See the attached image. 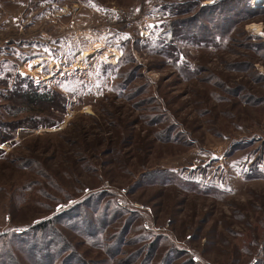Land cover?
Masks as SVG:
<instances>
[{"label":"rangeland","instance_id":"1","mask_svg":"<svg viewBox=\"0 0 264 264\" xmlns=\"http://www.w3.org/2000/svg\"><path fill=\"white\" fill-rule=\"evenodd\" d=\"M221 1L0 0V264H264V0Z\"/></svg>","mask_w":264,"mask_h":264},{"label":"trees","instance_id":"2","mask_svg":"<svg viewBox=\"0 0 264 264\" xmlns=\"http://www.w3.org/2000/svg\"><path fill=\"white\" fill-rule=\"evenodd\" d=\"M228 1L229 0H223V1L218 2V3H214L210 6H208V9L206 11V12H208V10L213 9L211 14H213L214 12L215 13L219 12L220 16L222 15L223 17H225V22H222V26L219 24H216V26H215V29L219 32H221V31L225 32L226 29H228V31H229V29L231 27H233V25H231V23L239 22V20H241L243 18V15H246V18H247V17H250V14L258 13V10L254 9L253 7L249 6V4H247L248 3L247 0H244L243 2L238 0L239 2H236V3H241L242 5L240 7L238 6V4H236V6H234L235 4L233 5L231 3H227ZM224 4H225V6H223ZM203 12H204V10L202 11V13ZM235 16H238V17L235 18ZM227 19H228V21H227ZM233 19H235V21H231ZM19 80L27 81L26 78L19 79ZM53 93H54L53 91L41 92L39 90H33L30 92L24 91L23 102L26 105H30L31 103L42 104L43 101H47V102L51 101L53 103V108H57L58 105H60V103H61V101H60L61 98H58V97L48 98V96L52 95ZM0 123H1L0 126H2L3 124L1 122V120H0ZM21 125H22V122H21ZM21 125H20V127H21ZM0 135H1L0 141H2V142L9 140L11 138V134L6 133V132H4V134L0 133ZM128 226H129V223H126L125 231L128 228ZM152 245L155 246V244H152ZM149 252H150V254L148 255V259H150V256L153 255V250L152 251L149 250ZM144 262H145V260H144ZM193 264H194V262H193Z\"/></svg>","mask_w":264,"mask_h":264},{"label":"bare ground","instance_id":"3","mask_svg":"<svg viewBox=\"0 0 264 264\" xmlns=\"http://www.w3.org/2000/svg\"><path fill=\"white\" fill-rule=\"evenodd\" d=\"M111 54V53H110Z\"/></svg>","mask_w":264,"mask_h":264}]
</instances>
